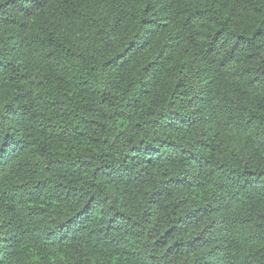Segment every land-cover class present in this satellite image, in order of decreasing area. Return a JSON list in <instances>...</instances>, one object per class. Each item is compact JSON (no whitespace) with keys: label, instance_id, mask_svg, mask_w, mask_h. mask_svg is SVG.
<instances>
[{"label":"trees","instance_id":"1","mask_svg":"<svg viewBox=\"0 0 264 264\" xmlns=\"http://www.w3.org/2000/svg\"><path fill=\"white\" fill-rule=\"evenodd\" d=\"M0 264H264V0H0Z\"/></svg>","mask_w":264,"mask_h":264}]
</instances>
